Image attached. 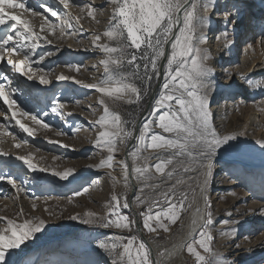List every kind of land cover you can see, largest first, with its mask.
<instances>
[{
	"label": "rangeland",
	"instance_id": "1",
	"mask_svg": "<svg viewBox=\"0 0 264 264\" xmlns=\"http://www.w3.org/2000/svg\"><path fill=\"white\" fill-rule=\"evenodd\" d=\"M36 1L39 3V0H16V2H26V5L30 8H37L38 3L36 4ZM246 1L254 2L251 8L257 9L258 16L254 17L249 8L250 10H247V12L246 9L244 10L241 19L236 15H230L228 17L229 21L234 22L225 23L223 15L225 7L223 5L221 12L213 15L207 14L209 25L203 29V35H207V43L201 46L209 52L210 59L207 64L213 69V74L210 77L213 82V90L209 96L212 123L214 124V121L219 119L216 112L218 113L226 104H222V101L232 102L231 105L235 104L233 113L229 115L231 117L238 114L239 120L234 122L230 121V117H225L220 121L221 127L215 126V128L223 130L224 133L227 132L226 135L236 134L237 139L231 142L233 147L230 150L240 152L252 150L250 146L264 138V95L260 103H257L260 110L257 114H254V112L251 114L252 110L250 104H248L250 102H246L244 108H242V104L238 103V97L241 93L234 94L236 90L243 92L248 88L254 90L257 84H261L260 89H264V45L261 44L262 35H264V0ZM72 2L78 5H92L95 8L102 9V11L97 12L96 21H99L97 23L87 17V10L84 13H81L79 8L76 7L65 10L72 17L82 15L84 18L80 23L83 27L77 25V34L75 36L65 35V41L58 45L52 42L46 46L45 43H42L41 47L36 50L33 61L48 51L54 52L52 56H45L40 64H32L33 69L51 70L46 77L52 81L50 84L41 85L38 79L29 80L28 85L15 83L16 80L13 79L12 72L9 69L6 70L4 62H0V78L3 75L10 78L11 89H16L12 93V97L16 99L18 108L30 113L29 116L18 115L16 118L26 127L33 129V135L29 136L19 128L15 120L6 119V117H11L12 113L7 109V105H4L3 101L0 100V124L6 125L7 132L5 134V128H0V151L7 154L6 156H0V172L6 176L10 174L16 177L18 184L25 181L23 183L24 191L20 192L17 197L15 189L7 184L6 180H0V217L13 219L16 223H23L25 219L34 217H39L45 221L44 229L37 233L33 239L26 241L21 249L11 250L17 264H111V257L103 249H100L98 244L116 235H124L128 238L136 235L142 239L136 231V227L132 231L104 229L95 225L83 224L79 220H72L69 217L83 215L86 211H93L99 216L105 215L107 212L105 206L111 202L113 194L120 196L122 199L126 194L130 207L128 209L121 208V213L127 215L130 219L136 217L142 236L150 242L157 255H159L160 252L167 251L170 242L180 233L183 220L199 200V189L196 188L197 195L192 207L181 212L180 218L175 224H169L168 232L158 230V233L149 234L146 229H143V218L140 213L148 211L149 205L159 198L162 191L166 190L171 184L176 183V179L161 183L164 177L157 174L154 167H152L151 175L155 179L147 181V184H145L142 180L138 181L133 175L136 188L131 192L129 182L130 187L127 189L124 187L120 162H127L126 160L129 159L132 169L134 158L130 153L135 151L136 137L139 135L142 124L147 119H155L150 114L162 91V75L159 80L153 82L149 100L141 112H138V108H136L139 105H129L124 102H121L114 109L121 114L123 119L130 122L126 127L131 128L132 123L135 124L133 137L127 139L124 143L118 142V150L113 153L114 167L112 169H97L95 167L108 156L106 150L102 151L95 147V140L100 129L98 125L93 127V124L102 114V106L98 104L100 94L94 89H86L75 84L72 80L57 81L56 76L64 74L65 76L75 77L84 83H97L104 78L103 66L98 63L100 59L104 58V53L94 49L91 41L94 35L99 34L101 35V44L116 46L115 41H110L102 35L110 26L109 22L114 6L110 3V0H72ZM45 3L57 6L53 3V0H46ZM60 7L62 8V6ZM7 11L10 15L18 14L23 19H28L35 30L39 31V25L42 23L40 16L33 17L30 13H25L19 9H8ZM37 11L42 12L43 10L37 8ZM51 21L59 23L56 17H51ZM9 23L14 22L9 21ZM225 28L229 33L227 41L221 35ZM6 31H8L7 26L0 25V37H3ZM217 34L225 43L223 50H218L214 46ZM245 43L252 49L249 53V60L253 63L250 71L253 68H258L260 71L247 79L244 76L247 67L245 64L241 66L240 63ZM87 50H90L91 54L82 56ZM129 51H134V49H129ZM14 58L22 59L23 57ZM67 64H79L82 67L79 72L70 71L65 66ZM93 65H97V67H93ZM119 70L130 71V68L125 65ZM229 73L231 74L230 79L228 78ZM25 77L27 78V76ZM256 79L258 80L256 81ZM248 80L251 83H247ZM0 82L4 83L5 91L10 90L7 81L0 79ZM137 83L139 84V81ZM252 83H255V85L252 86ZM222 91H226V95H222ZM54 99H59L67 104L62 109L65 114L64 120L51 113V105ZM77 101H79L78 104ZM45 112L48 115H44ZM69 113L71 115H68ZM258 113L260 114L259 117ZM159 114L157 113V115ZM31 115L38 116L41 122H47L50 129L46 130L36 125L31 120ZM246 123L253 131L241 136L239 134L243 131L240 128ZM57 131L62 132L63 135H57ZM151 131L161 133V130L155 126L152 127ZM164 135L167 136L168 134ZM249 138L254 140L248 141ZM50 141H56L57 143H51ZM246 142H248V145ZM16 145L20 146L16 147ZM222 151L224 150L222 149ZM29 155L32 156V163L36 164L37 167H48L61 172L74 169L73 176L67 181H60L58 177H53L48 172H31L23 164V161L16 159L17 156ZM157 155L166 158L171 155V152H155L149 149L140 153L141 157L150 158L147 161L149 165L158 162ZM54 157H59V159H54ZM136 164L142 166L144 160L141 158L136 161ZM171 167L166 168L165 172L171 170ZM230 168L220 164L215 165L207 187L214 220L212 225L213 253L216 254V257L223 258L224 264H233V262L234 264H264V214H261V210L264 209V172H232ZM108 172L117 177L119 181L117 185H113L111 178L107 175ZM197 174V172L182 174L183 179L187 180V184L178 186L176 199L180 198V192L187 191L189 201L193 200L188 185L195 188V181L189 180L188 177H196ZM227 174L235 178H241L243 184L227 187L230 182L227 179ZM156 184H160V187H151V185ZM85 186H90L88 193L80 196L74 195L76 191ZM242 187L245 190L251 189L250 197L245 193H241V190L244 189ZM230 189H234L233 192L235 193H231L232 190ZM225 194L238 198L235 207L229 208L228 213L226 212L229 203L222 198L215 199L217 195ZM137 196H140L144 203L135 202ZM70 200L71 202H69ZM33 204L36 205L35 210L32 208ZM166 207L167 205L161 202L158 206L152 208V212L155 214V212L166 209ZM21 208L23 209V215L18 214ZM256 222L259 223L257 227L255 226ZM165 223L168 222L165 221ZM5 224L6 220L0 221V228L4 227ZM232 229H236V231L232 233ZM199 232L200 230L192 240L199 238ZM226 232L231 234L222 235ZM256 240H259L258 243H254ZM147 246L149 245L147 244ZM255 246H257L256 249H263L251 253ZM196 247L201 255L206 256L209 262L216 258L205 254L198 245ZM183 257L182 264H197L195 258L187 253L186 247Z\"/></svg>",
	"mask_w": 264,
	"mask_h": 264
},
{
	"label": "snow or ice",
	"instance_id": "2",
	"mask_svg": "<svg viewBox=\"0 0 264 264\" xmlns=\"http://www.w3.org/2000/svg\"><path fill=\"white\" fill-rule=\"evenodd\" d=\"M53 3L57 6L53 7L52 4L45 3V0H39L37 8L43 10L40 12L37 8L28 7L26 2L0 0V25H6L8 29L5 35L0 37V62H6L11 72L27 76L28 80L38 79L41 85H48L52 82L46 78L51 70L33 69L32 64H40L45 56H52L54 52L48 51L41 54L33 61L36 50L41 47L42 43H52L47 39L48 35H55L59 31V38L62 39L65 35L75 36L77 25L83 27L80 23L84 18L82 15L72 17L65 10L73 7L79 8L81 13L87 10V17L93 21H96L97 12L102 11L92 5L75 4L72 0H53ZM110 3L114 6V10L110 18V26L102 35L110 41H115L116 46L101 44L99 34L92 38L93 48L104 53V58L98 62L103 66L104 78L97 83H84L75 77L60 74L56 76V80H72L75 84L86 89H94L100 94L98 104L102 106V114L93 124V127L98 125L100 129L95 140V147L102 151L106 150L108 156L95 167L112 169L114 167L113 153L118 150V142L124 143L132 138L135 130V124L132 123L131 128L126 127L130 122L123 119L121 114L114 109L121 102L139 105L153 87V82L159 80L161 75L163 76L162 91L150 114L155 119H147L142 124L139 135L136 137L135 151L130 153L134 158L131 171L138 181L142 180L147 184V181L155 179L151 175V168L154 167L155 172L164 177L161 183H167L173 179H176V183L162 191L159 198L149 205L148 211L140 213L143 218V229H146L149 234L158 233V230L168 232L169 224H175L181 212L192 207L197 195L196 188H198L203 207L199 205L196 207L191 225L193 233L197 227L200 228L199 238L187 243V253L195 258L197 264H224L223 258L216 257L212 249L214 220L207 187L213 175L214 160L219 150L229 151L233 147L231 142L237 139V135H222L212 124L209 96L213 90V82L210 79L213 69L207 64L210 59L209 52L201 47L207 43V38L203 35V29L209 25L207 14L216 7L217 0H110ZM8 9H19L30 13L33 17L40 16L42 23L39 25V31H36L32 23L28 19H23L21 15H10ZM201 12L203 15L200 14ZM233 13L237 16L242 14V9L236 0H233L230 7L225 5L223 12L225 23L234 22L228 19ZM51 17H56L59 23L51 21ZM9 21L14 23H9ZM113 21L115 23H112ZM221 35L227 41L229 35L227 28ZM217 39L220 37L218 36ZM261 44L264 45V35H262ZM166 46L170 49L167 56ZM129 49H134V51H129ZM20 56L23 58H14ZM165 60L166 62L162 63ZM125 65L130 68V71L119 70ZM65 66L70 71L76 72H79L82 67L79 64ZM228 78H231L230 73ZM0 79L7 81L10 89L5 91L4 83L0 82V100L12 113L11 117H6V119L15 120L23 132L32 136L33 129L26 127L16 118L18 115L29 116L30 113L18 108L16 99L12 97L16 89H11L10 78L3 75ZM246 82L251 83L250 80ZM260 86V84L256 85L257 88ZM66 106L65 102L54 99L51 113L64 120L65 114L62 109ZM157 113L160 114L157 115ZM44 115L48 113L45 112ZM31 120L43 129H50V125L47 122H41L36 115H31ZM153 126L158 127L161 133L152 132ZM0 128H5V134H7L6 125L0 124ZM57 135H63V133L57 131ZM239 135L243 136L245 133L241 132ZM50 142L57 143L56 141ZM256 143L264 149V139ZM19 146L16 145V147ZM61 146L67 147L66 145ZM149 149L155 152H171V155L166 158L157 155L158 162L149 165L147 161L150 158L140 156V153ZM6 155L0 151V156ZM141 158L144 164L138 166L136 161ZM16 159L23 161L31 172H48L51 176L58 177L60 181L69 180L74 173V169L61 172L48 167H37L32 163L31 155L17 156ZM54 159H59V157H54ZM120 165L124 187L127 189L130 187L128 183L129 165L125 161H121ZM169 166H172L171 170L165 172ZM192 172L198 173L196 177H188L189 180L195 181V188L188 185L193 200L189 201L187 191L180 192V198L176 199L178 186L187 184L182 174ZM107 175L114 186L119 183L117 177L111 172ZM0 180H6L7 184L15 189L17 197L20 192L24 191L25 181L18 184L17 178L10 174L6 176L0 172ZM151 187L158 188L160 184L151 185ZM89 188L90 186H85L76 191L74 195L86 194ZM135 202L144 203L140 196L135 197ZM161 202L167 205L166 209L153 214L152 208ZM105 207L107 212L103 216L93 211H86L83 215H73L69 218L104 229L132 231L136 227L135 219H130L121 213V208L130 207L126 194L123 199L113 194L111 202ZM32 208L35 210L36 205L33 204ZM18 214L23 215L22 208ZM261 214H264V209L261 210ZM5 220V226L0 228V264H17L11 250L21 249L26 241L33 239L44 229L45 221L34 217L25 219L23 223H16L13 219L0 217V221ZM235 231L236 229L231 230L232 233ZM229 234L231 233H222V235ZM197 245L205 254L216 258L209 262L206 256L201 255L197 250ZM98 247L111 257V264H160L158 260L152 258L151 250L146 242L136 235L130 238L116 235L101 241ZM159 255L164 256V252H160Z\"/></svg>",
	"mask_w": 264,
	"mask_h": 264
},
{
	"label": "bare ground",
	"instance_id": "3",
	"mask_svg": "<svg viewBox=\"0 0 264 264\" xmlns=\"http://www.w3.org/2000/svg\"><path fill=\"white\" fill-rule=\"evenodd\" d=\"M232 2H233V0H217L216 7L213 8L209 12L210 15H213L217 12H221L220 10H221L222 6L224 5V7H225V5L227 3H228V6L230 7ZM236 2L241 7L242 14H244L245 9H246V12H247V10L251 9V11L253 12V16L254 17L258 16L257 9L251 8L254 5L253 4L254 2L252 3L251 1H246V0H236ZM35 3L37 4L38 1H36ZM34 6H36V5L34 4ZM52 6L55 7L53 4H52ZM209 13H208V15H209ZM201 14H202V12H201ZM242 14L238 15V17L240 19L242 18ZM233 15L235 16L236 14L233 13L231 16H233ZM204 36L207 38L206 34ZM59 37H60V33L56 32L55 35H48L47 39L51 40L53 43L58 45V44L65 41L64 37L62 39ZM217 37H218V34H217ZM91 43H92V41H91ZM45 45L47 46L49 44L45 43ZM214 46H216L218 50H221V49L223 50L225 43L221 39L216 38V44ZM243 46H244V53H243L242 61H240V63H241V66H244L243 64H245V66L247 67L246 73H244L245 74L244 76L246 77L245 79H247L251 75H254L260 71L258 68H256V69L253 68V70L250 71L253 63H251V60H249V53L251 52L250 50H252V49L249 48L247 43H245ZM169 51H170V49H169ZM169 51H168V53H169ZM90 54H91V51L87 50L86 53L83 54L82 56H88ZM253 61H255V60H253ZM165 62H166V60H165ZM3 64H4V67L6 68V70H8L9 68L6 65V62H4ZM11 74L14 76L13 79L16 80L15 83L19 82V83L25 84V85H28L30 83L28 78H26L25 76H23L19 73H13L12 72ZM257 80L258 79H256V81ZM254 85H255V83H252V86H254ZM260 88H261V86L259 88L256 87L254 90L251 88H250V90H249V88H248V90L245 89L244 92L239 91V90L234 91V94H240L241 93L240 96L238 97L239 98L238 103L242 104V108H244L243 106L246 104V102H250L248 104H250V108L252 110L251 114H253V112H254V114H257V112L260 110V107L257 103H260V100H261V98H263V95H264V89H260ZM221 93H222V95H226V91H222ZM240 97H242V98H240ZM231 103L232 102L222 101V104H225V105L221 110H219L218 113L216 112V116H218L219 119H216V120L214 119L215 120L214 124L212 123L214 127L215 126L221 127L220 121L225 117L229 118L230 117L229 114L233 113V111L235 109V104L231 105ZM259 116H260V114L258 113V117ZM230 119H231L230 121L236 122V120H239V115L238 114L233 115L230 117ZM230 121H228V122H230ZM240 129L244 133H250L253 131L252 128L248 125V123L244 124ZM217 131L222 135L227 134V132L224 133L223 130H221V129H217ZM253 140H254L253 138L248 139V141H253ZM256 142H254V144H252L250 146L252 148V150L251 149H250V151L246 150V152L245 151L244 152L232 151V150L224 152V151H222V149L219 150L218 155H217L216 159L214 160V165L220 164L222 166L231 167L230 169L232 172H237V171L238 172L250 171V172H256V173L264 172V149H261ZM246 143L248 145V142H246ZM126 161L129 165L130 175H129V181L128 182L131 185L130 191L131 190L133 191L134 188H136V183L133 179L130 160L128 159ZM227 177H228L227 179H229V181H230L229 186H227V187L240 186L241 184H243V181L241 178H235L233 176H230V174H227ZM242 188H244V187H242ZM230 190H232V189H230ZM233 190L231 191V193H235V192H233ZM250 192H251V189L245 190V188H244L243 190H241V193H245L246 195H248V197L251 196L249 194ZM219 198H222L224 201L229 203L228 211L226 213L229 212V208L235 207V204L237 203V199H238L235 196H229L228 194L217 195L215 197V199H219ZM198 205L201 208L203 207V200L201 199L200 196H199V200L194 205L193 210L183 220L180 233L170 242V244L168 245L167 251L164 252V256L157 255L156 250L151 246L150 242L146 241V239L144 238L145 241L148 242L147 244L149 245L148 247L151 250L152 258L154 260H158L160 262V264H182L183 263V261H184V257H183L184 256V250H185L187 243H189L192 240V238L195 236V234L200 230V228L197 227L195 232L193 233L192 232V225H191V222L195 216V209ZM259 209H260V207H259ZM258 225H259V223L256 222L255 226L257 227ZM258 241L256 240V242H254V243H258ZM260 242H262V241H260ZM256 247L257 246H255L253 248L254 250L251 253L259 252L263 249V248L262 249H256Z\"/></svg>",
	"mask_w": 264,
	"mask_h": 264
},
{
	"label": "trees",
	"instance_id": "4",
	"mask_svg": "<svg viewBox=\"0 0 264 264\" xmlns=\"http://www.w3.org/2000/svg\"><path fill=\"white\" fill-rule=\"evenodd\" d=\"M150 92H151V90L149 91L148 95L145 96L144 99L140 102L139 106L136 107V108H138V112H141L145 108V106L149 100V97H150Z\"/></svg>",
	"mask_w": 264,
	"mask_h": 264
},
{
	"label": "water",
	"instance_id": "5",
	"mask_svg": "<svg viewBox=\"0 0 264 264\" xmlns=\"http://www.w3.org/2000/svg\"><path fill=\"white\" fill-rule=\"evenodd\" d=\"M168 51H169V48L166 46V49H165V52H166V56L168 55ZM165 61H162V63H164ZM156 89V88H155ZM155 89H154V91H155ZM154 91L152 92V94L154 93ZM148 108V107H147ZM137 127H138V123H137ZM136 132V131H135ZM135 220L137 221V219H136V217H135ZM136 231L138 232V234L140 235V237L142 238V240L144 241V242H146L145 241V239H144V237L142 236V234H141V231H140V227H139V223L137 222V225H136ZM146 244H147V242H146Z\"/></svg>",
	"mask_w": 264,
	"mask_h": 264
}]
</instances>
